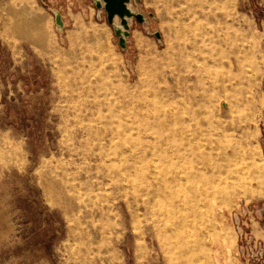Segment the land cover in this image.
<instances>
[{"label":"rangeland","instance_id":"obj_1","mask_svg":"<svg viewBox=\"0 0 264 264\" xmlns=\"http://www.w3.org/2000/svg\"><path fill=\"white\" fill-rule=\"evenodd\" d=\"M130 7L122 48L94 0H0V264H264V0Z\"/></svg>","mask_w":264,"mask_h":264},{"label":"bare ground","instance_id":"obj_2","mask_svg":"<svg viewBox=\"0 0 264 264\" xmlns=\"http://www.w3.org/2000/svg\"><path fill=\"white\" fill-rule=\"evenodd\" d=\"M117 25V27L118 28H121L122 29V26L121 25H119V24H116ZM232 52L234 53V59L232 60V61H235L236 63H237V65L240 67V70L241 71H243L244 69V67H245V65L246 64H248L249 62H248V59L250 58V57H248L246 54H244L243 56H240L239 55V53H236V51H235V49H233L232 50ZM247 62V63H246ZM238 78H240V75L238 76V75H234L233 76V82L234 83H232V88L233 89H239L240 90V88L242 89V79L240 78V81L241 82H238L237 81V79ZM245 80V79H244ZM252 80V77H249V78H247V80L245 81V82H247L249 85H251V83L252 82H250ZM223 85L220 83L219 84V86H218V88H217V92H218V94H217V96H216V98H220L221 96H224L225 97V99L227 100V102H228V108H232L233 107V101L234 100H232V98L228 95V94H225L224 93V89H223ZM240 95H238V99H240ZM217 99V100H218ZM130 148V147H129ZM232 150H233V152H235L234 151V149L232 148ZM193 154V152L192 151H190V149L188 150V149H178V150H176L173 154H172V158H174V159H180V158H186V157H189V156H191ZM230 152H229V149H226V147L225 148H223V151H222V153L219 155V163H218V165H216V167L214 168V171H216L217 172V175H222L223 173H222V171L220 170V168H221V165L223 164V163H228L229 161H230ZM147 157H148V155H146ZM197 156L198 155H196V156H194L195 157V162L197 163V164H201V163H203V162H201L200 160H198L197 159ZM137 169H139V167H137ZM204 164H202V166L201 167H198L197 169H194V168H192L191 170H189V173L186 175V177H185V180H190V179H192V178H195L198 174H202L204 171ZM141 173V177H143L144 179H147V176H148V174L150 173V170H149V167L148 166H145L144 167V169L140 172V169L138 170V174H140ZM134 174H137V171L134 173ZM155 176H157V173H155ZM229 176V175H228ZM229 177H231V176H229ZM228 178V177H227ZM184 178H182L181 177V175H177L176 173H172V177L171 178H164V180L163 181H168V183L169 184H180L182 181L181 180H183ZM155 183L156 184H159V182L157 181V180H155ZM243 184H244V182H243ZM250 187V186H249ZM251 191V190H250ZM206 195H208L207 194V191L206 190H204L203 191ZM194 194V193H193ZM230 194V193H229ZM164 196H166V194H163ZM198 196V193L197 194H194V195H189V196H179L178 197V199H177V201L179 202V201H182V202H185V201H189V200H192V199H195L196 197ZM227 200V199H226ZM173 201V200H172ZM217 201V200H216ZM216 201H214L213 202V204H212V206H211V212H212V208H213V206H215V205H217L218 207H220V205L216 202ZM155 203V202H154ZM172 203V202H171ZM181 203V202H180ZM179 204V203H178ZM156 205V204H155ZM181 205V204H180ZM195 205V204H194ZM183 207V206H182ZM198 210V209H197ZM196 210V211H197ZM204 211V210H203ZM206 212V211H205ZM164 213V212H163ZM207 214V213H206ZM209 214V213H208ZM210 215V214H209ZM164 220V219H163ZM180 221V220H179ZM184 222V221H183ZM177 224V223H176ZM178 225H181V224H178ZM181 227V226H180ZM162 232H160V234H164V232L165 231H170V233H172L173 234V248H172V250H174L175 251V255H176V258H182L183 259V255H187L185 258H186V263L189 261V259L192 257V255L194 256V257H197V255H198V257L200 256L199 254L201 253L200 251H202V250H204L203 248H204V245H202V243H200V244H198V245H196V243H186V244H180V242L182 241V238H181V236L178 234V226L177 227H175V225H174V222L169 226V227H163L162 228ZM203 233V232H202ZM207 234V233H206ZM171 235V234H170ZM208 236V235H207ZM162 237V236H161ZM162 239H163V237H162ZM171 240V239H170ZM161 243H162V246H163V248H164V250H165V248L166 247H168V248H170L171 247V245H169V241L168 240H164L163 239V241L161 240ZM201 257V256H200ZM199 257V258H200ZM171 262H172V260H170ZM221 263V262H220Z\"/></svg>","mask_w":264,"mask_h":264},{"label":"water","instance_id":"obj_3","mask_svg":"<svg viewBox=\"0 0 264 264\" xmlns=\"http://www.w3.org/2000/svg\"><path fill=\"white\" fill-rule=\"evenodd\" d=\"M96 6L103 9L106 13L107 21L113 25L114 32L119 38V45L122 48L126 47V39L130 36L129 20L135 18L139 22L145 21V16L141 12H136L130 7L131 0H94ZM119 22V23H117ZM116 24L122 26L118 28ZM156 37L160 38V33H155Z\"/></svg>","mask_w":264,"mask_h":264}]
</instances>
